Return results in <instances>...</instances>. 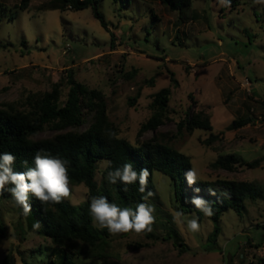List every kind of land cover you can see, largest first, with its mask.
<instances>
[{
    "label": "rangeland",
    "instance_id": "1",
    "mask_svg": "<svg viewBox=\"0 0 264 264\" xmlns=\"http://www.w3.org/2000/svg\"><path fill=\"white\" fill-rule=\"evenodd\" d=\"M54 0H32L25 11L21 0H0V107L27 109L33 94L50 92L60 84L66 100L68 75L106 96L107 113L122 138L136 144L155 134L188 155L197 178L229 179L255 184L263 195L244 202L242 215L226 211L220 234L210 241L213 222L205 216L199 231L187 221L174 200L172 180L154 173L155 193L151 232L111 235L101 261L72 258V264H262L264 259V161L257 168L234 171L213 168L220 156L235 154L246 162L264 158V4L255 0H191L182 11L163 0H99L97 10L108 28L95 19L93 9L52 10ZM173 87L168 119L156 133L139 138L141 125L152 110L155 93ZM151 80H154L151 83ZM139 94V96H138ZM138 96L137 100L134 99ZM211 116L210 131L179 132L190 112ZM252 122L234 129L240 118ZM84 129V127L82 128ZM56 131L46 130L38 138ZM101 161L99 168L106 165ZM96 180L102 184L103 175ZM64 200L79 205L87 199L85 185H70ZM181 213L179 220L175 214ZM30 211L24 214L11 195L0 198V264H62L44 224L34 228ZM183 244L184 246H180Z\"/></svg>",
    "mask_w": 264,
    "mask_h": 264
},
{
    "label": "trees",
    "instance_id": "2",
    "mask_svg": "<svg viewBox=\"0 0 264 264\" xmlns=\"http://www.w3.org/2000/svg\"><path fill=\"white\" fill-rule=\"evenodd\" d=\"M31 2L32 0H21L15 9L25 11ZM98 2L99 0H54L51 9L80 11L92 8L95 19L110 31L104 16L97 10ZM163 2L171 9L180 11L191 6V0ZM68 85L69 92L65 101L61 98L60 84L57 83L50 92L30 96V108L22 109L13 104L0 107V153L10 152L16 156L12 166L14 171L23 172L28 167H34V155L43 150L42 154L67 161L70 185L83 184L88 188L87 199L79 205H71L64 199L60 203H42L29 194L28 203L34 215L29 219L30 223L35 225L39 219L44 224L43 235L50 239L53 251L59 255L62 264H72L73 257L97 261L110 257L108 250L112 234L107 228L94 226L89 211L91 199L103 196L121 208L135 210L139 203L148 204L155 193L153 179L156 171L172 180L174 200L183 213L196 214L198 223L202 222L206 215L192 203L194 198H200L212 209V215L207 216L214 224L210 237L212 242L220 234L219 223L226 211L231 209L242 215L246 200L263 195L259 187L246 181H208L196 178L194 183L189 184L186 174L193 171V166L188 155L158 140L156 134L151 139H138L136 144H132L128 139L120 137L117 126L110 121L106 96L102 91L78 82L72 72L68 75ZM176 85V80L172 79L171 86L154 94L150 104L152 115L141 125L139 138L150 131L156 133L164 125L168 119L173 87ZM251 122L248 117L240 118L233 122V128L239 129ZM178 128L180 133L194 132L197 129L210 131V137L206 141L209 145L222 137L221 133H213L211 116L204 111L187 113L179 122ZM46 130L58 133L48 138H38ZM101 161H111V166L100 169ZM263 161L264 158L246 162L235 154H229L220 156L212 167L234 171L239 166L257 168ZM129 163L138 175L143 169H147L149 173L143 192L140 191L138 180L130 185L119 180L112 184L108 180L110 171L122 170ZM97 173L103 175L102 184L96 180ZM11 187L12 185H6L0 198L11 195L8 191ZM3 236L5 231L1 226L0 238ZM7 260L5 264L8 263ZM261 261L264 264V259Z\"/></svg>",
    "mask_w": 264,
    "mask_h": 264
},
{
    "label": "clouds",
    "instance_id": "3",
    "mask_svg": "<svg viewBox=\"0 0 264 264\" xmlns=\"http://www.w3.org/2000/svg\"><path fill=\"white\" fill-rule=\"evenodd\" d=\"M256 3L264 4V0H255ZM43 150L36 152L33 158L34 167H28L26 171H14L13 164L16 156L10 152L0 153V193L5 190L6 185H12L8 191L18 206L23 208L27 215L31 211V205L28 203L29 194L42 203H60L63 199L69 198L70 177L68 174L67 161L52 156L42 154ZM25 165L27 161L24 162ZM106 166H111V161L103 162ZM147 169L141 170L139 175L133 170L132 165L125 164L121 169H116L108 173V180L116 184L119 180L125 185H130L139 181L140 191L145 190ZM189 184L195 182L197 178L196 171H189L187 174ZM127 191V188H125ZM199 191V189H196ZM148 195H151L149 193ZM144 199H147L145 197ZM192 203L204 212L206 216L212 215V209L200 198H194ZM90 215L95 227L107 228L115 235L120 233L151 232L152 225L155 223L154 208L147 203H139L135 210L129 207L121 208L115 203H110L107 197H93L90 203ZM181 213L175 214V219L179 220ZM39 223L34 228H39ZM187 227L190 231H199L200 225L196 218L187 221Z\"/></svg>",
    "mask_w": 264,
    "mask_h": 264
}]
</instances>
